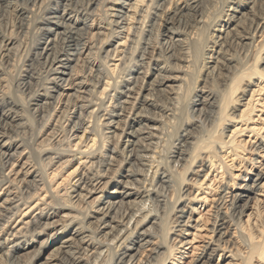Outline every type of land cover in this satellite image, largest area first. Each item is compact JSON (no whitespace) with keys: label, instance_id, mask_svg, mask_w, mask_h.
Wrapping results in <instances>:
<instances>
[{"label":"clouds","instance_id":"9594fccd","mask_svg":"<svg viewBox=\"0 0 264 264\" xmlns=\"http://www.w3.org/2000/svg\"><path fill=\"white\" fill-rule=\"evenodd\" d=\"M0 264H264V0H0Z\"/></svg>","mask_w":264,"mask_h":264}]
</instances>
